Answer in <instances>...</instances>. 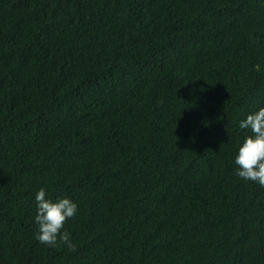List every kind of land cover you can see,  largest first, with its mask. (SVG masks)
<instances>
[{"label": "trees", "instance_id": "16d2710c", "mask_svg": "<svg viewBox=\"0 0 264 264\" xmlns=\"http://www.w3.org/2000/svg\"><path fill=\"white\" fill-rule=\"evenodd\" d=\"M261 107L264 0H0V264H264Z\"/></svg>", "mask_w": 264, "mask_h": 264}, {"label": "clouds", "instance_id": "9594fccd", "mask_svg": "<svg viewBox=\"0 0 264 264\" xmlns=\"http://www.w3.org/2000/svg\"><path fill=\"white\" fill-rule=\"evenodd\" d=\"M240 129L250 130L251 135L245 137L235 157L238 166L236 175L245 181H252L264 186V107L248 114L239 122ZM47 193L41 188L35 196L37 214L35 223L38 226L36 239L49 247L67 246L75 252L70 234L64 230L65 224L78 212V205L68 198L52 201L46 198Z\"/></svg>", "mask_w": 264, "mask_h": 264}]
</instances>
